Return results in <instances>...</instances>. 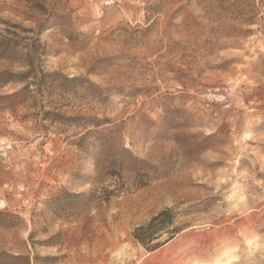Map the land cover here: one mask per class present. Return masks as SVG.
<instances>
[{
  "label": "rangeland",
  "instance_id": "374dc122",
  "mask_svg": "<svg viewBox=\"0 0 264 264\" xmlns=\"http://www.w3.org/2000/svg\"><path fill=\"white\" fill-rule=\"evenodd\" d=\"M2 39L0 264H264V0H0Z\"/></svg>",
  "mask_w": 264,
  "mask_h": 264
},
{
  "label": "trees",
  "instance_id": "16d2710c",
  "mask_svg": "<svg viewBox=\"0 0 264 264\" xmlns=\"http://www.w3.org/2000/svg\"><path fill=\"white\" fill-rule=\"evenodd\" d=\"M14 28L18 27L14 26ZM37 30L40 32V25L38 26ZM4 40L5 39L0 40V47L3 45ZM28 57L30 59V56ZM27 66H29L30 69L26 72V74L33 70L32 63H28ZM2 75L3 74H0V77H2ZM172 221V212L168 209H165L153 216L146 225L136 228L132 235L133 239L146 249L150 250L148 245L153 240H155L157 236H160L162 234L172 235L173 233H175L174 230L169 229L172 224Z\"/></svg>",
  "mask_w": 264,
  "mask_h": 264
}]
</instances>
